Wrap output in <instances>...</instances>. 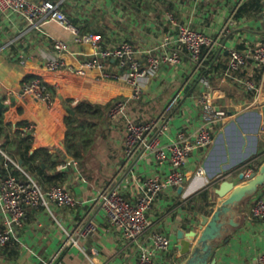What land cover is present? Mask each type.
I'll list each match as a JSON object with an SVG mask.
<instances>
[{"label": "crops", "instance_id": "obj_1", "mask_svg": "<svg viewBox=\"0 0 264 264\" xmlns=\"http://www.w3.org/2000/svg\"><path fill=\"white\" fill-rule=\"evenodd\" d=\"M52 1L61 4L72 24L80 30L82 41L77 42L71 31L56 22L37 28L29 26L20 15L0 12V99L5 104L0 115L5 127L4 133L0 135V154L6 153L4 149L15 152L18 141L29 137L33 151L47 148L52 153L47 164L42 163L44 173L31 175L23 168L21 158H13L6 153L22 170L12 163L13 166L25 177L29 175L46 187L57 185L69 190L82 203L73 208L29 207L23 225L16 229L17 239L0 246V264H136L141 244L151 245L152 232L167 234L173 243L169 252L156 254L158 262L185 264L189 256L181 254L178 230L189 232L192 224L201 230L202 220L196 213L207 214L213 191L226 180V176L242 184L239 175L251 166L252 161L264 163V128L260 133L258 153L215 181L210 179L209 170L216 169L223 151H214V145L210 149L194 152L187 166L186 186L164 194L156 202L149 215L151 230L140 241L123 240L120 232L111 227L103 213L98 211V232L81 242L80 246L64 248L67 232H71L79 219L91 210L99 193L115 178L120 181L129 121L144 123L168 111L170 129L163 137V143L176 139L180 130L194 131L201 125L199 98L203 87L199 78L204 70H196L195 63L187 54L179 65H163L147 84L144 98L141 101L130 100L124 116L111 120L106 115L104 120H97V126L90 128L94 132L91 145L79 160L69 154L64 144L66 119L70 112L74 113L72 108L82 101L101 106L111 104L112 107L117 101L128 100L132 95V87L122 81L102 78L99 70L88 71L85 76L63 70L50 72L47 63L52 58L63 57L72 68L80 69L93 54L92 45L85 40L91 32L101 35L107 48H115L126 42L133 43L138 56L145 63L148 51L158 47L162 36L176 32L170 17L197 31L217 37L234 12L253 0ZM238 13L229 34L220 40L206 66V76L215 89L218 109L225 116L215 127V144L219 135L226 133L229 124L240 114L262 111L264 105L262 67L251 65L239 75L226 74L230 49H244L264 43V6L258 15ZM53 39L67 42L69 50L59 52ZM107 68L110 72L119 70L114 60L108 63ZM245 76L255 77L261 89L256 93L248 92L238 80ZM36 77L54 89L53 105L32 95L21 94L24 83ZM23 121L28 122L29 126L33 125L35 132L27 133L28 126L18 134V123ZM224 139L227 143L226 135ZM98 143L109 147L105 165L93 154L94 146ZM233 145L239 146L237 138L233 139ZM91 156L97 168L87 165ZM238 156L239 152L234 157ZM55 161L58 164L53 167ZM69 161H75L77 165L67 166ZM200 168L206 173L198 174ZM170 169L169 164L159 165L153 157L142 160L134 174L121 182L123 195L135 201L143 179L163 176ZM217 181L215 187L213 183ZM262 192L264 194V188ZM254 198L242 204V212L251 208L257 199ZM241 222V227L235 231L231 240L216 248L213 256L216 264H254L257 257L264 254V220L249 221L243 216ZM4 228L0 209V230ZM96 251L99 252L98 256Z\"/></svg>", "mask_w": 264, "mask_h": 264}, {"label": "built area", "instance_id": "obj_2", "mask_svg": "<svg viewBox=\"0 0 264 264\" xmlns=\"http://www.w3.org/2000/svg\"><path fill=\"white\" fill-rule=\"evenodd\" d=\"M237 10L228 19L217 37L197 31L170 17L176 32L172 35H163L158 47L148 51L145 63L138 56L133 43L126 42L115 48H107L102 36L91 32L87 34L85 40L92 45L93 54L80 69L72 68L65 58L57 57L48 61L47 70L69 71L82 76H85L88 71L99 70L100 76L104 79L122 81L130 85L131 97L128 100L117 101L109 109V119L117 120L125 115L130 100L141 101L144 98L147 84L163 65L167 63L179 65L183 61V56L187 54L195 63L196 70H204L207 61L220 44V40L229 34L235 22ZM0 12L20 15L29 26L37 28L56 22L71 31L76 36L77 42L82 41L80 30L72 24L61 4L52 0H0ZM53 43L59 52L69 50V44L63 40L53 39ZM228 54L226 74L239 75L248 70L251 65L264 69V43L244 49H230ZM112 60L117 62L118 72L108 70L107 65ZM238 80L250 93H256L261 89L253 76H245ZM199 82L203 87L199 98L202 123L196 130H180L176 139L163 143L162 139L170 129L171 119L168 111L144 123L133 121L127 123L124 165L120 181L115 178L99 193L91 210L79 219L71 232H67L64 248L80 246L81 242L98 232V211L103 213L108 224L116 228L125 241L138 242L148 235L152 227L149 215L156 202L164 194L186 186L190 157L196 151L207 150L215 145V127L225 118L224 113L218 109L211 80L207 76H201ZM21 94L32 95L48 105H53L55 101L54 89L40 77L24 83ZM34 128L33 125L29 126L26 132L34 133ZM4 155L6 168L13 163L22 170L6 153ZM149 157H153L159 165L169 164L171 169L163 176L143 179L139 184L137 199L130 201L123 195L121 182L132 176L139 163ZM66 165H77V163L69 161ZM250 165L244 171L247 179L253 173L259 172L262 166L255 161H252ZM197 173L204 174L206 171L200 168ZM81 203L72 192L61 186L46 187L29 175L20 178L9 174L2 178L0 183V209L5 223V228L0 230V246H5L11 240L17 239L16 229L23 225L29 207L73 208ZM243 216L249 221L264 220V194L257 197L251 208L243 212ZM150 238V246L141 244L136 264H162L156 259V254L167 253L172 249L173 243L167 234L152 232ZM95 254L98 256L99 252L96 251ZM254 264H264V254L258 256Z\"/></svg>", "mask_w": 264, "mask_h": 264}, {"label": "water", "instance_id": "obj_3", "mask_svg": "<svg viewBox=\"0 0 264 264\" xmlns=\"http://www.w3.org/2000/svg\"><path fill=\"white\" fill-rule=\"evenodd\" d=\"M4 108L5 104L0 99V115ZM263 123L264 105L262 111L244 112L229 124L226 133L222 132L217 138L214 151L225 135L229 146L227 143L224 144L216 169L209 170L210 179L215 181L218 177L246 163L258 153ZM233 137L237 138L239 144V156L236 158L232 146ZM206 167L209 168L208 165ZM230 177L226 176V180L219 187H216L218 181L213 183L216 188L209 200L210 206L207 214L196 213L202 220V229L192 224V230L189 232L178 230L177 240L182 246L181 254L189 256L185 264H216L213 257L216 248L229 242L235 231L242 225V204L254 198L264 188V163L259 172L253 173L249 179L245 177L244 172L240 173L239 180L243 181L242 184H237L236 179L233 177L229 179Z\"/></svg>", "mask_w": 264, "mask_h": 264}, {"label": "trees", "instance_id": "obj_4", "mask_svg": "<svg viewBox=\"0 0 264 264\" xmlns=\"http://www.w3.org/2000/svg\"><path fill=\"white\" fill-rule=\"evenodd\" d=\"M263 6V0H253L252 3L246 4L238 11L248 15H258ZM206 74L207 72L205 68L201 76H206ZM110 107L111 104L101 106L93 104L89 101H82L76 107L72 108L74 113L70 112L66 119L67 132L64 139V144L69 154L74 156L75 159L81 160L83 158L85 150L91 145L92 142L91 136H93L94 132L91 131L90 128L97 126V120H104L105 116H108ZM28 126L29 123L26 121L19 122L17 126V133L20 134ZM4 131V124L0 120V135L3 134ZM17 146L18 147L13 153L7 149H4V151L10 157L12 156L13 158H21L23 161V168L31 175L44 173L45 170H43L42 163L47 164L49 158L52 157L51 151L47 148L33 151V144L29 137L18 141ZM5 163L6 157L3 154H0V177L5 178L9 174L16 175L20 178L25 177V175L16 169L12 163L10 164L9 168H6ZM56 164H58V161L53 162L52 166L54 167ZM52 166L50 165V167ZM47 168H49V165Z\"/></svg>", "mask_w": 264, "mask_h": 264}, {"label": "rangeland", "instance_id": "obj_5", "mask_svg": "<svg viewBox=\"0 0 264 264\" xmlns=\"http://www.w3.org/2000/svg\"><path fill=\"white\" fill-rule=\"evenodd\" d=\"M233 138H235V137H233ZM225 143H226V139H223V140H221V142H219V144L217 146V151L218 152L221 153L223 151ZM94 147H95V150H94L93 154H95V156H98V158L103 161V165H105L107 163V156L109 155V151H108L109 147H108V145L107 144L98 143L97 146L95 145ZM233 152H234V156L238 155V152H239L238 146L235 147V145H233ZM90 158L91 159L88 161V163H87V161H85V163H87V165L91 166V168H97V163H96L95 159L92 158V156ZM37 179H39V178H37ZM262 190H260V192L257 195H255L254 200L257 197H259L260 195L263 194ZM250 200H251V198L249 200H247V201L249 202Z\"/></svg>", "mask_w": 264, "mask_h": 264}]
</instances>
